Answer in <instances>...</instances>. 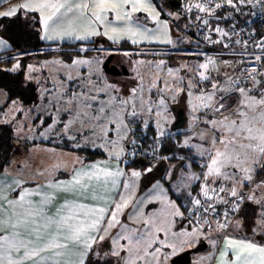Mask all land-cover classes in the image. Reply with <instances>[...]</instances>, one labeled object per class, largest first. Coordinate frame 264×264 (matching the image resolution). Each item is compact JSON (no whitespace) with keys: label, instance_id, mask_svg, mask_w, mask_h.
Listing matches in <instances>:
<instances>
[{"label":"rangeland","instance_id":"1","mask_svg":"<svg viewBox=\"0 0 264 264\" xmlns=\"http://www.w3.org/2000/svg\"><path fill=\"white\" fill-rule=\"evenodd\" d=\"M157 1H160V4L163 5L162 9L157 5ZM157 1L148 0L152 8L159 13L157 19H153L144 10L137 11L140 20H142L145 26L154 29L147 36L120 35L116 39H109V36L113 35L112 30L99 28L96 30L100 33L99 35H91L83 40L98 43L79 48V50L84 51L88 49L93 50L94 53L89 56L77 57L71 61L54 56H38L30 58V62L26 66L22 63L23 60H17L12 65L11 69L19 63L20 67L15 72L24 71L27 81L33 82L37 86L38 96H35V98L38 100L34 104H32V101L26 103L25 101L18 100L11 102L6 108L3 123L13 125L15 131L14 160L12 159L13 161L10 164L18 162L21 164L19 169H23L24 165L28 167L30 163L36 164L39 167V152L27 153V143L28 141L39 143V122L38 124L34 122L36 119L39 121V111H43L46 106L43 101L45 97L50 98L52 101L55 99L58 103L70 104L67 110L75 116L82 109L87 111L89 116H92L94 113L89 110L97 109L103 105L105 112L101 113V116L105 118L104 123L101 125L99 121H93L90 126L84 127L95 129L92 135L87 133L88 137H98L102 144L99 146L102 148L108 147L111 144L109 149L105 148L104 150V152L107 151V154L110 153L112 156L113 150L120 148L124 154L123 160L125 162H128L130 157H134V151L130 148V144L134 145L131 139L132 129L138 126L146 127L149 125L155 127L157 141L166 138L178 139L179 141H176L179 145H188L195 149V152L200 157L206 156L210 158L214 155L215 149L221 147L218 142L213 144L214 139L221 136V131L217 130L219 125H216V129H214L211 123L213 120L219 121L222 119L221 114L215 111L217 97L219 95L225 96L226 104L231 106V108H235L241 99L237 89L244 88L249 90V95L259 98L260 94L264 92V78L245 83L247 81L244 80L238 68L229 62V59L219 56L210 62L204 55L206 52L205 47L193 46L200 42L197 40V37H190L187 30L193 29V32L198 35L200 27H189L195 21L187 20L186 17L189 15V10L192 8L191 5L194 0H182L178 8H171L163 1ZM214 14L215 18L211 23L213 28H210V32L216 34L218 39L226 37L228 40L238 27L235 25L227 26L225 20L231 18L233 20L232 23H237L243 16L241 14L237 15L234 11L218 13L217 10H214ZM87 15L89 16V14ZM76 17L67 15V18L71 19H76ZM165 25L167 26L166 28ZM172 25H175L174 28H172ZM117 29L125 30L127 28ZM216 29H219V31ZM104 32H107L108 35H103ZM80 34L82 35L83 33L80 31ZM146 37L150 41H146ZM169 39L172 43L167 42ZM232 39L230 38L231 41ZM237 39L234 38L231 42L235 44V50H239L238 46H242L238 42L239 39L238 41ZM123 40H128L132 43L135 40L138 45L158 44L160 46L150 47L152 45H148V47H142L141 52L144 50L142 53L139 51L109 50L110 43L118 45ZM7 42L9 47L1 49L2 51L11 47L10 42L8 40ZM211 42L213 41L211 40ZM44 49V47H40L39 54H42V50ZM171 54L173 56H170ZM111 55H114L112 65L118 68L125 67L127 74L110 75L105 72L104 64ZM77 60H87L89 63H74ZM201 64H208V68H201ZM201 73H203V76H201ZM69 88L72 94H66ZM51 89L58 90L57 94L45 96L46 92ZM39 91L42 93L41 95H39ZM81 94L89 98L95 96V100L89 99V103H91L90 109L84 108V97ZM210 94L214 95V99L208 101L207 96ZM74 96H81V98L76 100L73 99ZM6 99L7 92L0 88V105H3ZM161 100L164 101L163 104L160 103ZM206 105H212V107H207ZM180 110L184 111L185 125L177 130H173L177 121V114ZM230 114L231 110L222 113L223 116H230ZM48 116L49 113L44 111L43 121ZM80 119L82 120L84 117L81 116ZM112 124L114 125V130L111 128ZM102 128L104 129L103 133L101 132ZM113 131L114 135L109 136ZM208 141L210 142L208 143ZM114 157L120 158L118 156ZM60 162L63 163L64 160L60 158ZM47 163H44L42 166H46ZM261 163H264V160ZM188 164H190V161ZM244 167H248V164H245ZM257 167L258 165H253V171L251 172L253 179L250 182L248 181V188L245 186L247 192L245 200L247 199V203L251 204L246 209V218L241 215L240 209L246 206L247 203L238 197L228 199L227 194H229V191H225L228 185L224 182L219 184V188H224V191H216V193H222L225 196L224 202H228L232 210L231 217L228 218L226 227L221 228L219 226L220 224H224L223 219H220L217 221L219 229L215 226V229L207 232L212 239V241H209L211 249L204 253L203 251L193 253L190 264H196L200 255L206 254L207 256V253L216 247L217 243L214 241L220 238L221 232V236H226L234 232L235 227L241 224L243 228L246 225L248 228H261V226H264L260 223L262 219L261 213L264 212V209L262 210L261 207L263 206L262 202L257 203L255 201L259 200V198L248 199L253 194L254 183L259 175L255 176V169ZM141 168L140 166H133L130 169L133 172H139L141 175ZM156 168L157 166L154 169L156 170ZM233 170L236 169L228 167L222 171H226L231 175L235 172ZM243 174V172H239L232 180H228L223 177L209 176L206 171L203 183H206L208 187H214L218 181L222 180L234 184L237 183L236 181L239 178L243 177ZM263 175L264 168L261 170L259 179ZM34 177L39 178V174ZM196 178V175L193 173L186 176L180 182H175V179L169 178L167 180L169 186L167 187L172 188L177 193H181L184 190H190ZM141 180L140 176V182ZM258 189L256 187L257 194ZM243 191L237 192L242 196ZM207 197L204 199L207 200ZM233 200L235 201V206H231ZM215 201L217 202V200ZM236 205L239 206L238 210H236ZM201 215L213 217L212 215H207L204 209ZM256 218L258 222H255ZM247 233L254 236L255 240L262 237L261 231L255 234V230L251 229ZM201 235L199 234L197 242L200 241ZM95 252L93 251L91 254L90 261L94 260ZM202 262V264L207 263L206 260ZM92 264L115 263L113 261L108 262L107 260H94Z\"/></svg>","mask_w":264,"mask_h":264},{"label":"crops","instance_id":"2","mask_svg":"<svg viewBox=\"0 0 264 264\" xmlns=\"http://www.w3.org/2000/svg\"><path fill=\"white\" fill-rule=\"evenodd\" d=\"M22 2L23 0H0V11H7L10 7H15ZM75 2H79V0H74ZM86 2L91 7V0H86ZM129 10L130 6L125 9V11ZM35 13L39 15L42 25L40 13ZM67 15L79 16V13L69 12ZM85 15L90 17L91 14L87 12ZM4 18L8 17H0V21ZM72 20H75L78 26H82V21L75 18H72ZM92 26L96 30L99 28L112 30L113 28L130 27L139 33H144L146 36L154 30L145 26L137 12L132 13L131 18L125 20H117L114 12H108L104 24L97 22ZM80 35L78 27L72 35H64L62 38L56 39L42 38V40L46 43L83 42L84 39L77 38ZM41 36H44L43 25ZM0 38L8 40L1 27ZM146 38V41H150L148 37ZM147 45H152L151 47L160 46L158 44ZM0 51L2 50L0 49ZM68 90L66 94H72L71 89ZM57 91L51 89L46 92L45 96L56 95ZM41 94L39 91V95ZM220 96L222 95L218 97ZM43 101L46 106L43 111H39V121L37 120L39 122V143L27 145V153L39 152V167L30 163L28 167L24 165L23 169H19L21 164L16 162L10 164L5 172L0 175V220L4 222V230L0 231V237H7L8 241L16 243L22 242V246L18 250L13 249L10 252L7 251V245H5L3 250L5 261L8 257H11L14 261H23V264H37L38 261L42 264H77L85 251L83 237L79 244L71 242L66 239L71 234L67 226L58 228L56 223H49V221L60 222L67 219L69 225L90 222L94 217L89 213V210L98 208L105 209L100 225L102 231L97 233L94 230H89L87 234L97 237L103 234L105 238L102 241L97 239V242L92 245V249L83 257L84 264H92L94 260L113 261L115 264H129L131 261H134L135 264H171L173 257L186 250L194 249L197 244L201 243V241L197 242L200 233L198 228L178 229V219L182 218L184 214L179 204L171 198L164 180L159 179L148 188L143 189L142 180L140 182L142 170L141 175L133 176V171L125 167L124 154L120 148L111 149L114 152H112V156L105 151L106 157L87 161L82 153L68 151L59 147V145L57 146V143L67 140L77 148L84 146L104 152L105 148L109 149L111 144L102 148L99 146L102 144L98 137H88V134L92 135L94 133L91 130L92 128H80L79 123L72 124L65 133L63 126L76 119V116L67 110L70 104L58 103L55 99L52 101L48 97H45ZM44 111L49 113V116L43 121ZM89 111L93 112V109ZM38 122L34 123L38 124ZM84 126L90 125L86 124ZM111 128L114 130L113 124ZM72 135L75 136L74 139L70 138L73 137ZM111 135H114V131L109 136ZM196 156L203 158L206 166H210L211 158L200 157L198 153H196ZM60 158L64 160L63 163L60 162ZM12 159L13 156L11 161L14 160ZM46 162H48L46 166H42ZM93 165H96L99 169L120 174L107 177L101 174L99 179H89L86 176H81L80 184H76L74 182L76 173L94 171ZM148 170L146 169V171ZM152 170L155 171L154 168ZM261 170L260 166L255 169V176L259 175L254 183L252 196L259 198L263 210L264 187L259 188L258 194L256 193V185L261 182L260 180L264 181V175L259 179ZM206 171L208 172V167H206ZM233 171L236 172L237 170ZM191 173L196 175L195 172L185 169L170 171L166 176V180L173 178L175 182H180ZM38 174L39 178H35L34 176ZM222 182L228 185L225 191H229L227 196L228 199H231L233 198L230 194L231 190L233 188L236 191L245 190L246 187L248 188V181L230 184L222 180L218 181L214 187H208L206 183L201 185L200 195L203 196L202 198L207 197L204 195L205 191L216 196L212 201L205 203L207 207H211L210 204L227 207V211L219 213L215 218V221L223 219V223L226 225L228 218L231 217L232 210L229 203L224 202L225 196L222 193H216V191H220L219 184ZM214 200H217V202H214ZM119 204H123L124 207L116 212L115 206ZM231 206H235L234 200L231 202ZM111 212H116L119 223L112 222L113 226L108 227L109 222H111L109 215ZM255 222H258L257 218ZM104 228H107L106 233L103 232ZM235 228L231 234L222 236L221 241L207 253V256L206 254L200 255L196 264H200V262L202 264L204 260L207 261L206 264H222V261L231 262L235 260L233 249L231 247L226 249V243L231 240L251 242L264 247V226H261V228H248L246 225L243 228L241 224ZM251 229L255 230V234L261 231V239L255 240L254 236L248 234L247 232ZM124 237H129L131 243L125 240ZM138 240L140 244L137 243ZM53 242L67 244L68 247L47 249V245ZM122 245H127V249H121ZM169 245L172 247H169ZM144 248H147V255ZM33 249L47 250L40 252L38 256L26 257L25 252ZM157 249L159 251H156ZM93 251H96L95 258L90 261ZM114 251H119L120 255H112ZM225 252H227L226 255H224ZM252 260L253 264H260V255L258 253L253 254Z\"/></svg>","mask_w":264,"mask_h":264},{"label":"trees","instance_id":"3","mask_svg":"<svg viewBox=\"0 0 264 264\" xmlns=\"http://www.w3.org/2000/svg\"><path fill=\"white\" fill-rule=\"evenodd\" d=\"M157 1V0H156ZM171 8H178L182 0H175L178 2L176 6H171L169 0H162ZM161 2L157 1V5L162 9L163 5ZM200 4L201 0H194L189 10V15H187V20L195 21V23L189 27H200L198 35L193 32V29L187 30L190 37H197L199 44L193 46L205 47L207 51H215L217 53L216 58L221 56L225 59H229V62L233 63L239 70L240 74L245 80L244 73L242 72L240 65L235 62L236 53L241 51L245 53H260L264 51L263 44L259 42L262 36V30L259 29L257 36L250 42L241 41L237 34L232 33L227 40L226 37L218 39L216 34L210 32V28H213L211 24L215 18L214 10L218 13H224L227 11H234L237 15H242L243 17L238 20L237 23H232L231 18L225 20L226 25H235L236 27H241L248 19L253 17V13L247 7L241 3H235L233 5L222 4L220 2L214 3L209 6L208 10L202 11L195 5ZM219 4L220 7H216ZM211 20V21H210ZM207 21V23H205ZM175 25H172L174 28ZM0 27L4 35L9 40L11 47L3 50L0 53V88L7 92V99L3 105H0V175L3 174L6 168L10 165L11 158L14 153V141H15V131L11 124L3 123L4 114L6 112L7 106L14 101L22 100L26 103L37 102L38 96L37 86L33 82H28L25 77L24 71H11L12 65L17 60H23L24 66L29 64V59L38 56L47 57H58L67 61H71L77 57L89 56L94 53L93 50H79L82 46H89L96 44L98 42H61V43H46L42 40L41 30L42 25L39 19V15L35 12L25 13V18H21L19 15L15 17L4 18L0 21ZM237 39V41L242 44L238 46L239 50H235V44L231 43ZM211 40L213 42H211ZM29 42V43H28ZM150 46V45H149ZM35 49H29V48ZM40 47H44L42 54H39ZM142 47H148L147 44H136L130 41H122L120 44L115 43L109 44V50L114 49L115 51H129V52H141ZM151 47V46H150ZM159 47V46H155ZM144 52V50L142 51ZM141 52V53H142ZM201 54V53H200ZM205 54V53H204ZM5 55V56H4ZM170 56H173L172 54ZM156 57V56H155ZM261 64L264 65V57H262ZM264 78V75L258 76L255 79ZM250 81V82H251ZM248 82V83H250ZM38 119L35 120V122ZM141 125V124H140ZM157 131L152 125L141 127L138 126L132 129L131 139L133 144H130V148L134 151V157H130L128 162H125L126 168H131L133 166L142 167V187L143 189L148 188L153 182L163 179L167 186L169 182L166 180V176L170 171H178L180 169L191 170L196 173V181L190 187V190H184L181 193L175 192L172 188L168 187L171 198L176 201L183 211V217L178 219L177 227L178 229L186 228H198L199 234L201 235V242H206L207 247L203 250L207 252L211 249L209 241L212 239L209 237L207 232L215 229L217 226V221L215 218L219 213H224L227 211V207L223 205H211L207 207L205 203L212 201L216 198L215 194H209L207 200L202 198L200 195L201 185L203 184V178L206 171V163L203 158H198L193 148L186 145H179L173 138H166L161 141H157ZM179 141V140H178ZM37 142H29L27 145H31ZM59 147L64 148L68 151H78L85 155L87 161L95 160L96 158L106 157V153L99 149H92L89 147H75L69 141H62L56 144ZM190 161V164H188ZM157 166V170H152ZM149 167L151 171H146ZM146 168V169H145ZM178 173V172H177ZM173 179V178H172ZM246 190L243 192V200L247 203ZM196 200H200V204L195 203ZM248 204L240 209L241 215L245 217L247 215L246 209ZM207 208L206 214L212 215L213 217H204L201 215L203 209ZM243 210V211H242ZM246 218V217H245ZM246 225V224H244ZM219 229V226H217ZM220 238L214 242L218 243L221 241Z\"/></svg>","mask_w":264,"mask_h":264},{"label":"snow or ice","instance_id":"4","mask_svg":"<svg viewBox=\"0 0 264 264\" xmlns=\"http://www.w3.org/2000/svg\"><path fill=\"white\" fill-rule=\"evenodd\" d=\"M238 3H244V0H237ZM259 2V0H258ZM227 3L233 5V0H227ZM130 6L129 11H125L126 8ZM201 11H206V9L200 5H195ZM216 7H220L219 4ZM64 11H61V10ZM144 10L152 16L153 19H157L159 13L155 11L154 8L148 3V0H91V7L86 0H79V2H75L74 0H23L22 3L18 4L15 7H10L7 11H0V17H15L19 15L21 18H25V13L31 12H39L42 17V25L44 36L43 39H56L62 38L64 35H72L73 32L79 30L83 33L78 36V39H87L88 36L91 35H99L96 29L92 26L95 23L99 22L100 24H104L107 19L108 12H114L116 14L117 20H125L130 19L132 13ZM69 12H78L79 16L76 17V20L82 21V26H78L75 20L71 18H67V13ZM90 12V17L86 16L85 13ZM207 23V21H205ZM167 26L165 25V28ZM219 31V29H216ZM112 36H109V39H116L120 35H131L143 36L144 33H139L135 29L127 28L125 30H118L116 28L112 29ZM103 35H108L107 32H104ZM168 43H172L169 39ZM133 43H136L133 40ZM9 47L8 42L3 38H0V49ZM257 60L260 57H256ZM212 62V61H210ZM74 63H84L87 64L89 61L87 60H77ZM20 67L19 63H17L11 71H15ZM201 68L207 69L208 64H201ZM255 71V69H253ZM203 76V73H201ZM215 87V85H213ZM135 91V89H133ZM241 99L235 108H231L226 104V97L220 96L219 100H217L215 104V111L220 113L222 119L219 121L213 120L211 123L216 129V125H219L217 130L221 131V136L216 137L213 141V144L219 143L221 145L220 148H216L214 151V155L211 158V165L208 167V175L209 176H218L223 177L224 179L232 180L237 176L239 172H243L244 176L239 178L236 182L243 183L244 181H252L253 177L251 172L253 171V165H258L261 168H264V163H261L264 160V92H262L257 98L256 96L249 95L248 91L244 88H238ZM84 97V108L90 109L91 103H89V99L95 100V96L87 97L84 94H81ZM81 96H74L73 99L79 100ZM214 99V95L210 94L207 96V100L211 101ZM71 103V101H69ZM126 103V102H125ZM161 104L164 103L163 100L160 101ZM207 107H212V105H206ZM231 110L230 116H223L222 113L224 111ZM105 112V107L101 105L99 108L93 110V115L89 116L87 111L83 109L76 114V119L69 121L67 124L63 126L65 133H67L69 127L72 124L79 123L80 127L83 128L84 125H91L93 121H99L102 125L104 123V117L101 116V113ZM135 114V113H133ZM83 116L84 119H80ZM93 132L95 129H91ZM104 129H101L103 133ZM82 134V133H81ZM70 138H75L70 137ZM245 164H248V167H244ZM228 167L234 168L237 171L229 175L226 171H222ZM94 171L89 172H77L74 182L76 184H80V177L86 176L89 179L96 178L99 179L101 174L105 177L119 175L120 173H112L105 169H99L96 165L92 166ZM151 171V169H149ZM133 176H139L140 173L133 172ZM115 183V181H113ZM257 188L264 187V181H261L256 185ZM220 191L223 192L224 188H220ZM232 197H238L239 199H243V196H240L239 193L233 188L230 192ZM205 196L208 195L207 191L204 193ZM254 197L250 195L248 199H253ZM257 203H261L260 200L256 201ZM195 203L197 205L200 204V200H196ZM83 207V206H81ZM116 212L119 211L120 208L124 207L123 204L116 205ZM238 205H236V210H238ZM207 211V208H205ZM116 212L109 213L111 217V222H109L108 227H112V222L119 223L117 220ZM89 213L94 217L90 222H81L77 225H69L67 224V219H63L60 222L50 220L49 223H56L57 227L67 226L70 231V235L66 237L67 240L71 242H75L79 244L81 242V238L83 237V244L85 251L82 253L81 258L77 262V264H84L83 257L87 255V252L92 249V245L97 242V239L102 241L104 240V235L97 236H89L87 233L89 230H94L97 233L102 231L100 225L102 223V217L105 214L104 208L98 209H90ZM261 224L264 225V212L261 213ZM4 222L0 220V231L4 230L3 227ZM221 228L226 227L225 224L219 225ZM103 232H107V228L103 229ZM125 240H128L131 243L129 237H124ZM118 243V241H117ZM140 244V241H137ZM5 245H7V251H12L13 249L18 250L22 246L21 243H16L14 241H8L7 237H0V264H23V261L12 260L11 257H8L7 261L4 259L3 250L5 249ZM150 246V245H149ZM67 244H58V243H50L47 245V249L51 248H67ZM169 247H172L169 245ZM231 247L235 252V260L228 262L222 261V264H253V254L258 253L260 255V264H264V247L257 246L251 242L244 241H236L231 240L226 243V249ZM47 249H33L32 251H26L25 256H38L40 252L45 251ZM121 249H127V245H122ZM156 251H159L157 249ZM144 252L147 255V248H144ZM225 252L224 255H226ZM114 256H119V251H114L112 253ZM155 255V253H153ZM142 258V257H141ZM37 264H42V262L38 261ZM129 264H135L134 261L129 262Z\"/></svg>","mask_w":264,"mask_h":264},{"label":"built area","instance_id":"5","mask_svg":"<svg viewBox=\"0 0 264 264\" xmlns=\"http://www.w3.org/2000/svg\"><path fill=\"white\" fill-rule=\"evenodd\" d=\"M218 2L228 4L227 0H201V5L208 10L209 6ZM233 3L235 4L238 2L237 0H233ZM241 4L247 6L251 10L253 17L239 27L235 34L238 35L241 41L250 42L257 36L258 30L261 29L262 36L259 39V42L263 44L264 48V0H259V2L258 0H244V3ZM216 55L217 53L215 51H207L205 53V57L209 61L215 59ZM235 56V62L240 65L247 82L258 76L264 75V65L261 64L262 57H264V51L260 53L239 52L236 53ZM256 57H260V59L257 60ZM253 69H255V71H253Z\"/></svg>","mask_w":264,"mask_h":264},{"label":"water","instance_id":"6","mask_svg":"<svg viewBox=\"0 0 264 264\" xmlns=\"http://www.w3.org/2000/svg\"><path fill=\"white\" fill-rule=\"evenodd\" d=\"M169 4L171 6H176L178 4L175 0H169ZM114 55H111L104 64L105 72L110 75H121L127 74L125 67L118 68L112 65ZM185 125V114L184 111L180 110L177 114V121L174 125L173 130H177ZM207 247L206 242H201L196 248L186 250L177 256L173 257L171 260V264H190L192 262V254L203 251Z\"/></svg>","mask_w":264,"mask_h":264},{"label":"bare ground","instance_id":"7","mask_svg":"<svg viewBox=\"0 0 264 264\" xmlns=\"http://www.w3.org/2000/svg\"><path fill=\"white\" fill-rule=\"evenodd\" d=\"M206 53V52H205ZM205 55V54H204Z\"/></svg>","mask_w":264,"mask_h":264},{"label":"clouds","instance_id":"8","mask_svg":"<svg viewBox=\"0 0 264 264\" xmlns=\"http://www.w3.org/2000/svg\"><path fill=\"white\" fill-rule=\"evenodd\" d=\"M162 1V0H161ZM201 244V243H200Z\"/></svg>","mask_w":264,"mask_h":264}]
</instances>
